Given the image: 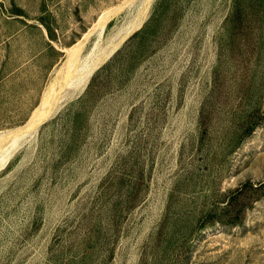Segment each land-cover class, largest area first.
<instances>
[{"label":"rangeland","instance_id":"obj_1","mask_svg":"<svg viewBox=\"0 0 264 264\" xmlns=\"http://www.w3.org/2000/svg\"><path fill=\"white\" fill-rule=\"evenodd\" d=\"M77 43L0 164V264H264V0H0V152Z\"/></svg>","mask_w":264,"mask_h":264},{"label":"bare ground","instance_id":"obj_2","mask_svg":"<svg viewBox=\"0 0 264 264\" xmlns=\"http://www.w3.org/2000/svg\"><path fill=\"white\" fill-rule=\"evenodd\" d=\"M109 13H110L109 11H105L98 20V25L101 26L102 28H104L106 26V22H108ZM80 44L81 43H77L76 46L72 47L71 52H69L70 58L68 59L67 62H65L66 64L62 68V69L68 70L67 77L66 79L64 78L65 82L64 83L62 82L63 84L61 86L59 85L60 86L59 90L53 87L52 89L47 91V93L45 92L44 93L45 96L43 97V100L41 102L42 104L34 112L31 119L26 124L19 126L18 129L16 130L14 129L15 131L11 132V136H12V140L10 139L11 143L9 142V140H7L8 143L10 144L6 147V149L0 152V164H2L13 152H15L17 150L16 148H18L24 142L28 141V139L33 135V133L37 130V128H39L38 126L42 124V122L46 120L48 117L53 115L57 110H59V108L63 106L64 103H66L65 102L66 100H68L69 98L71 99L73 95H75L80 90H83L86 87L85 86L86 81L92 70H88L86 72H84L83 70L81 71H71L70 70L73 66V57L81 49ZM98 64H100V61L97 63V67L99 66ZM59 73H60V70H59ZM65 73H63V75ZM60 78L61 80H63L62 79L63 77H60ZM57 81H55V83ZM5 137H7V135ZM4 144L6 145L7 143H4Z\"/></svg>","mask_w":264,"mask_h":264},{"label":"trees","instance_id":"obj_3","mask_svg":"<svg viewBox=\"0 0 264 264\" xmlns=\"http://www.w3.org/2000/svg\"><path fill=\"white\" fill-rule=\"evenodd\" d=\"M262 184L264 185V183H262ZM262 184H261V185H262Z\"/></svg>","mask_w":264,"mask_h":264}]
</instances>
